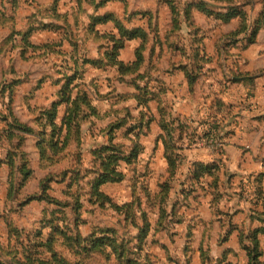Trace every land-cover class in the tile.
<instances>
[{"label": "trees", "instance_id": "16d2710c", "mask_svg": "<svg viewBox=\"0 0 264 264\" xmlns=\"http://www.w3.org/2000/svg\"><path fill=\"white\" fill-rule=\"evenodd\" d=\"M7 1L12 3L13 11L5 9L4 4ZM77 1L81 4L83 0ZM88 1L95 4L96 8L106 6L109 2V0ZM161 1L169 3L174 22L173 31L163 38L157 26L153 27V33L143 26L128 27L125 21L130 22L131 15L121 16L113 10H107L102 14L91 16L89 30L99 34L101 38H107L103 56L79 61L78 57L72 54L70 57L75 58L74 64L69 61L67 54L64 56L62 64L57 65L55 72L49 75L52 78V84L58 85L59 88L48 105L39 107L40 112L35 118L36 127L23 121L15 112L20 87L24 82L29 81L18 74L14 64L11 65L9 73L14 76L0 84V103L6 108H4L5 113L0 110V121L5 123V126L0 128V143L5 149V153L0 156V167L4 165L8 167L7 197L9 200H16L27 192L25 198L19 202L21 207L33 201H45L59 207L69 204L70 211L75 214V222L70 223L65 217L57 216L54 209H46L44 217L40 220V228L25 234L13 218L4 216L12 239L9 240L11 245L6 246L0 237V264H87L83 258L86 259L91 253L102 251L107 246L112 247L118 258V264H133L137 259L131 255L130 241L120 240L115 234V229L102 228L100 234L94 230L88 235L80 231L79 209L82 203L79 195H75V203L67 200L63 204L51 193L53 183L67 182L69 186L82 177L81 171L86 165L89 169L87 182L89 199L91 202H99L103 205L109 201L103 185L121 182L126 178V173L121 167L123 164H134L141 158L145 147L143 137L152 135L154 121H158L162 131L156 140H163L170 168L174 166L173 172L176 169L178 157H173L172 149L181 148L179 142H182L184 147L187 143L190 145L195 139L209 142L219 129L218 125L212 123L209 130L199 134L198 126H195L194 122L174 113V109L167 100L166 81L164 80L165 83H163L158 79L156 82L157 79H154V70H159L165 56L161 58L159 52H170L173 59L180 57L177 61L172 59L171 64L175 69L185 73L191 93H194L196 84L206 73L205 68L208 63L220 61L223 55L226 59H244L242 52L257 42L259 33L264 28V0L261 13L253 22L247 21L245 10L250 0L240 2L235 0L229 2L225 9L219 8V10L211 8L204 1H198L195 4L188 2L182 10H179L172 0ZM1 3L4 7L0 8V29H8L9 33L0 43V58L3 55L12 54L17 49L21 59L25 61L28 60L27 53L30 48L33 51L41 50L44 55L54 52V45L49 42L43 44L32 42L31 35L38 28L33 23L36 18L24 27L17 26L16 9L19 0H1ZM196 12H202L220 21L221 24L238 20L237 27L223 35L213 55L207 51V34L198 22ZM182 22H186L189 28L188 32L191 36L189 43H185V37L181 36L180 31L184 28ZM100 24H112V29L99 32L96 27ZM149 27H152V24ZM54 30L57 31V29ZM130 40L139 42L135 49V57L131 60H123L122 51ZM152 60L153 72L144 71L143 69ZM91 66L102 70L115 67L117 80L135 89L132 93L136 103L135 108L142 107V109L134 113L130 107H126L123 117H117L115 121L109 123L104 131L107 142L94 145L90 149L89 166L82 152V125L85 120L97 113L89 88L84 81ZM261 71L264 72V69ZM231 73L237 77L249 74L248 72L238 74L232 69ZM226 78L237 81L236 78L227 74ZM143 80H145L144 84H142ZM43 81L41 79L32 88L31 93L42 88ZM116 96L123 100L122 95ZM152 103H155L158 115L153 112ZM218 105L224 113L230 107L223 100H219ZM32 135L37 138L35 147L39 154L38 167L42 171L44 169L46 173L44 172V177L38 180V188L30 191L27 186L37 178V168L27 149L28 137ZM120 137L123 141L117 142L116 139ZM260 161L263 169L252 180L255 196H252L251 200L254 206L246 220L240 223L234 220L236 212L231 210L225 212L220 207L225 192V162L194 160L190 165L187 178L190 188L185 194V199L189 201L191 208L189 210H198L204 197L211 195L223 234L221 243L228 242L233 232L238 231L240 249L246 254V264H264L262 240L264 235V157ZM184 187H186L185 184ZM185 189L180 191L182 197H184ZM168 190V188L165 190L164 195L167 196ZM115 207L118 208V205ZM162 211H166L164 207ZM0 215L3 214L0 213ZM256 220L259 224H256ZM149 226L150 222L144 212L143 225L138 235L141 239L147 235ZM61 247L73 249L78 257L69 259ZM209 255L201 251L202 264H233L229 260L230 257H239L241 254L235 248L229 247L218 258Z\"/></svg>", "mask_w": 264, "mask_h": 264}, {"label": "rangeland", "instance_id": "374dc122", "mask_svg": "<svg viewBox=\"0 0 264 264\" xmlns=\"http://www.w3.org/2000/svg\"><path fill=\"white\" fill-rule=\"evenodd\" d=\"M99 1L101 0H97V2ZM172 1L179 10H182L188 2L195 4L198 1L207 2L211 8L219 10V8L225 9L230 4L229 2H234L235 0ZM240 1L244 0H238L237 2ZM262 1L250 0L245 6L248 22H253L261 13L263 7ZM4 5L6 10L13 11L10 1H7ZM3 7L0 0V8ZM107 10H113L121 16L131 15V21H125L128 27L143 26L153 33V27L157 26L160 29L162 38L167 33L169 34L170 31H173L174 22L169 3L161 0H109L106 6L104 5L98 8L88 0H83L81 4L77 0H19L16 9L17 26L24 27L33 18H36V20H33V23L38 28L31 35L32 42L35 44L49 42L54 45V52L48 55L42 54L41 50L33 51L30 48L27 53L28 60L26 61L21 59L18 49L12 54L3 55L0 58V84L5 79H11L14 76L12 73H9L11 65L13 64L18 74L24 76V79L29 81L21 85L19 97L15 103V112L23 121L35 127L37 126L35 118L40 112L39 107L48 105L59 88L58 85L52 84V78L49 75L55 72L57 65L62 64L66 54L72 64L75 61V58L70 57L72 54L77 56L79 61L85 58L94 59L103 56L107 38H101L99 34L91 32L89 26L91 24V16L102 14ZM196 17L206 31L208 50L210 54H214L223 34L232 30V28L229 27V24H221L219 23L220 21L202 12H196ZM182 20H184L183 16ZM150 24H152V27H149ZM182 24L184 28L180 31L181 36L185 37V43H189L191 39L188 32L189 28L186 22H182ZM96 28L99 32L110 31L112 24H100ZM54 29H57V31ZM8 33V29H0V43ZM262 42H264V32L262 33ZM138 45V40H130L126 48L122 51L121 58L123 60L134 59L135 49ZM159 55L161 58H163V55L167 59L169 57L173 58L170 52H159ZM152 62L153 60L143 70L146 72L151 70L153 72ZM228 62L231 63L233 61L228 60ZM90 68L84 81L89 88L93 104L97 108V113L90 116L82 125V152L85 156V162L88 165L91 159L90 149L92 146L107 142V136L104 131L109 123L115 121L117 117H123L126 107H130L134 113H138L142 109V107L135 108L136 103L132 98V93L135 92V89L117 80L115 67L109 70L98 69L95 66H91ZM168 68L173 69L172 64H169L166 59L163 62L162 59L159 70H154V79H157L156 82L159 79L163 83L166 80L169 85L173 83L179 84L177 74L173 76L171 73H167ZM243 68H246V66ZM243 68H236L238 69L236 73L247 72ZM263 69H253V76L262 73L261 70ZM41 79L44 80V83H42L43 87L31 93L32 88ZM144 82L145 80L142 81V84ZM203 88L204 85L202 86V90L196 93L197 100L188 101L187 103L180 101V97L185 90L179 86L175 89L170 88V93L168 90L167 96H169L170 100L168 103L174 109L176 115H187L186 112L193 114V110L196 109L197 112L191 122L195 121L196 124L199 123L204 130V126L207 125L208 128L210 127V122L208 121L209 119H205L201 114L207 103L206 99L211 93ZM117 94L122 95L123 100H120L116 96ZM248 99L249 95L244 96L236 104L235 110L237 116L239 111L250 109L252 103ZM151 107L153 112L158 115L155 103H152ZM4 108L5 106L0 103V110L5 113ZM248 114L247 118L249 116ZM191 117L189 118L191 119ZM196 124L195 126L199 127ZM255 124L257 123H254L253 126ZM152 125V135L143 137L145 147L141 158L134 164H123L121 167L126 173V178L121 182H110L103 185V190L109 198V201L103 205L99 202L90 201L89 195L87 194L89 190L87 184L89 169L86 165L81 171L82 177L78 181L75 180L69 186H67V182L53 183L52 195L65 204L67 200L75 203V195L78 194L82 203L79 209L80 231L88 235L94 230L100 234L102 228L115 229V234L120 240L130 241L132 246L131 255L137 259L133 264H202L201 251L202 253L210 254L209 256L213 258L222 256L224 250L230 246L241 251L239 244L234 239L235 237L229 243H221L223 234L211 195L204 197L200 207L196 211L189 210L191 209L188 204L189 201L185 199V194L190 188V184L187 183V178L192 161L200 160V158H204L202 159L203 161L212 160L206 158V155H212V150L213 154L218 156L226 155V148L206 147L207 142L201 139L198 140L199 146H193L192 148L188 143L184 147L183 143L179 142V145L182 147L176 150L175 148L172 149L173 157H178L177 166L173 172L174 166L170 168L163 140H156V137L162 132L158 121H154ZM4 126L5 123L0 121V128ZM258 127L259 124L254 128L259 129ZM36 141V136L32 135L28 137L27 149L33 158L38 175L27 186L30 191L38 188V180L44 177V172L46 173L44 169L42 171L38 167L39 154L35 147ZM116 141L122 142L123 140L120 137ZM262 141L259 143L263 145L264 142ZM202 142H205V145ZM2 152L0 148V154ZM213 159L223 161L220 156ZM7 179L8 167L2 166L0 168V213L3 215H0V237L4 241V245H11V243L9 244V240L12 239L8 232L4 216L13 218L14 222L19 228L24 230L25 234L35 232L36 228H40V220L44 217L46 209H54L57 216L65 217L70 223L75 222V214L70 211L69 204L59 207V205L45 201H33L21 207L19 202L25 198L27 192L19 196V199L9 200L7 197ZM230 180L226 168L224 185ZM235 180L238 185H241L238 177H235ZM249 183L252 185L253 182L250 180ZM184 184L186 187H184ZM167 188L169 190L166 196L164 193ZM235 188H238V186H235ZM181 189H185L184 197L180 195ZM251 190L244 194L243 189H237V191L231 189L228 191V195L225 190L220 207L225 212L233 211L232 208L234 206L231 208L229 204L230 202L232 203L231 199H233L234 194L237 193L240 198L247 200L249 199ZM248 201H251L252 210L254 204L252 200ZM115 205H118V208ZM162 207L165 208V212L162 211ZM144 212L147 214L150 226L147 235L144 239H141L138 235L143 225ZM242 215L243 213L235 214L234 220L239 217L241 218ZM255 222L259 224L258 220ZM70 249L61 247V250L69 259L78 257V255L74 254L73 249H71L72 251ZM244 257L246 255L242 254L239 257H230L229 260L233 264H246ZM117 259L111 246L105 247L102 251L91 253L86 259L83 258L87 264H118ZM213 260L215 261V259Z\"/></svg>", "mask_w": 264, "mask_h": 264}, {"label": "crops", "instance_id": "0c3cea01", "mask_svg": "<svg viewBox=\"0 0 264 264\" xmlns=\"http://www.w3.org/2000/svg\"><path fill=\"white\" fill-rule=\"evenodd\" d=\"M237 25H238V20H233L231 23H229V27H231L232 29L236 28ZM263 32H264V28L261 29L257 42L242 52L244 59H236V60L231 58L226 59L225 55H223L220 61L215 60L211 63H208L205 68L206 73L196 84V89L194 93H191L188 79L182 70H178L173 67V69L168 68V72H167V73H171L173 76L174 74H177V76L179 77V82H180L179 84L173 83L172 85H169L165 80L168 86L169 93H170V88L175 89L178 86L185 90V92L180 97L181 102L184 101L185 103H187L188 101L197 100L196 93L202 90L203 85H204L203 89L211 93V95L206 99L207 103L201 115L205 119H209L208 121L210 122L209 123L210 127L208 128V126L206 125L204 126L205 129L209 130L211 128L212 123L218 125L219 129L217 131L216 129L214 130L216 132L215 134H213L211 140H209V142L206 143L207 144L206 147L226 148V155L223 154L219 156L220 158L223 159V162H225L228 178L231 179L225 184V190L227 192V195H228V191L231 189H234V191H237V189H243L244 194H246L247 191L253 189V185H251L249 181L250 180L252 181L255 175L263 169V164L260 161V159L264 157V143L262 145L259 142H261V140H263L262 142H264V138H263L264 72L256 76H253L254 74L253 69L264 68V42H262ZM207 51L210 54L208 50V45H207ZM179 58L173 59L169 57L167 59L166 57H164L163 62L164 59H166L168 63L171 64L172 59L174 61H177ZM228 60H231L233 62L229 63ZM240 61H242V63H240ZM222 62H223V66H221ZM245 66L246 68H243ZM236 68L245 69L249 73L248 76H244L245 78L242 80L237 79V76H233L231 73V69L232 71L237 72L238 69ZM226 74L227 76H231L234 79L236 78L235 80L237 81L229 80L228 78H226ZM248 95H249L248 100L250 103H252L250 109L239 111L237 116V112L235 110L236 104L240 102L244 96H248ZM167 100L170 101L169 96H167ZM219 100H223L228 106H230L225 113L223 110H221V108L218 105ZM196 112H197L196 109H194L193 114L191 112H186L188 117L186 114H183L181 116L183 118L185 117L189 118L192 116L191 119L190 118L189 119L193 120ZM247 113H249L248 118H247ZM258 117H261L262 119H259ZM194 123L196 124L195 121ZM251 123L259 124L258 127L259 129L254 128L257 127V124L253 126V124ZM196 125H199V123H197ZM204 130L199 125L198 133L202 134ZM198 140L199 139L193 140L189 146L191 148L193 146H199ZM205 142H202V144H204ZM0 148L3 151L0 154L1 156L5 153V149L1 146V144H0ZM212 151H211L212 155H208V156L206 155V158L215 160L213 158L215 157L217 158L219 156L213 154ZM200 159L202 160L204 158H200ZM235 177H238L241 185L237 184ZM243 180L244 182H242ZM235 186H238V188H235ZM252 196H254L253 190H251L249 199L247 200L240 198V196L237 193L234 194L233 199H231L232 203L230 202L229 204L231 208L232 206H234V208H232L233 211L231 212H236V214L243 213L242 217L237 218L235 222L240 223L246 220V217L247 215H249L252 207L251 201L248 200H251ZM233 238L236 240V243L239 244L238 231L233 232L228 243ZM262 240L264 242V235H262ZM238 252L241 255L245 254L244 252L241 251ZM244 258L246 260V257Z\"/></svg>", "mask_w": 264, "mask_h": 264}, {"label": "water", "instance_id": "95a60500", "mask_svg": "<svg viewBox=\"0 0 264 264\" xmlns=\"http://www.w3.org/2000/svg\"><path fill=\"white\" fill-rule=\"evenodd\" d=\"M245 77H237V79H239V80H242V79H244Z\"/></svg>", "mask_w": 264, "mask_h": 264}, {"label": "built area", "instance_id": "2783aa9c", "mask_svg": "<svg viewBox=\"0 0 264 264\" xmlns=\"http://www.w3.org/2000/svg\"><path fill=\"white\" fill-rule=\"evenodd\" d=\"M253 187H254V183H252ZM254 196H255V193L253 192Z\"/></svg>", "mask_w": 264, "mask_h": 264}]
</instances>
